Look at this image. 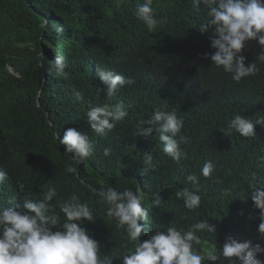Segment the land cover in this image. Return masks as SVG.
<instances>
[{
  "label": "trees",
  "instance_id": "obj_1",
  "mask_svg": "<svg viewBox=\"0 0 264 264\" xmlns=\"http://www.w3.org/2000/svg\"><path fill=\"white\" fill-rule=\"evenodd\" d=\"M136 4L126 0L118 8L116 0H0V168L8 174L0 184V206L22 207L25 198L55 187L58 194L50 203L62 223L59 203L77 195L96 217L83 226L104 255L113 254L114 264H121L119 258L134 250L135 242L107 217V205L98 203L97 193L109 186L142 193L148 218L141 221L146 228L141 242L147 233L168 226L187 229L207 220L216 233L197 232L199 243L193 248L198 252H215L229 236L264 246L257 232L259 210L248 198L256 187H264V127L257 125L253 137L223 133L236 115L253 121L264 115V64L237 83L210 59L213 32L198 30L207 20L202 4L153 0L157 17L168 18L154 32L136 18ZM53 24L63 26L62 35ZM260 51L256 41L248 43L242 53L246 66ZM55 55L66 59V80L50 73ZM99 67L132 83L108 98L97 92L104 87L96 74ZM104 104H123L128 115L113 130L98 134L86 112ZM157 107L175 110L184 122L176 139L187 138L179 144L187 156L179 163L164 153L155 132L138 135ZM67 128L90 137L93 154L82 163H75L57 140ZM105 148L111 149L109 156ZM146 155L152 162L142 175ZM209 160L215 170L204 177L201 168ZM68 165L77 168L76 175L65 171ZM191 174L199 177L198 184L187 181ZM184 188L201 196L199 207L189 210L176 198L175 192ZM158 194L162 202L157 206L153 198ZM258 258L264 260V254Z\"/></svg>",
  "mask_w": 264,
  "mask_h": 264
},
{
  "label": "clouds",
  "instance_id": "obj_2",
  "mask_svg": "<svg viewBox=\"0 0 264 264\" xmlns=\"http://www.w3.org/2000/svg\"><path fill=\"white\" fill-rule=\"evenodd\" d=\"M126 0H116L119 8ZM194 6L203 5L207 20L201 23L198 30L203 34L213 32L211 47L215 52L210 59L217 68L230 73L233 81L239 83L246 77L256 75L264 64V0H192ZM153 0H137L135 15L148 32H154L158 26L168 22V18L157 17L153 9ZM52 29L62 35L64 28L53 24ZM250 41H256L261 51L254 62L247 64L242 54ZM67 63L63 55H55L50 61V73L55 78L68 79ZM97 76L103 88L97 89L106 97H114L120 89L132 81L112 70L99 67ZM82 99V93H75ZM128 115L123 104L109 106H90L86 112L87 123L91 130L104 134L116 127ZM184 122L178 118L175 110L166 111L159 107L154 109L152 116L143 121L138 128V135L149 137L155 132L163 145V151L175 162L186 158L179 144L187 143V138L180 136ZM264 127V115L253 121L241 115H236L224 129L226 136L233 131L242 137L256 136L255 128ZM57 140L65 149L66 154H72L75 163H82L93 154V145L87 132L76 128H67ZM110 148L104 149V156H109ZM151 155L144 158L142 175L149 172ZM215 170L212 161H206L201 168V175L210 177ZM67 173L76 175L75 166L68 165ZM8 178L7 172L0 168V184ZM192 184L199 183L195 174L187 176ZM219 182L218 180L216 181ZM55 187L46 186L37 198H25L23 206L16 204L11 207L0 206V264H114L113 254L104 255L100 242L89 235L83 226L85 222L93 223L96 219L87 202L73 194L67 200L59 203V212L63 213V222L50 202L57 197ZM98 203L107 205L106 215L117 222V226L125 228L127 238L135 242V249L123 254L119 259L121 264H264L258 257L264 254V246L253 239L238 240L226 237L222 247L215 252H198L193 243H199L197 232L215 234L216 227L207 220L193 223L187 229L168 226L166 231L156 230L154 234L147 233L148 239L141 242V233L146 232L141 221L148 218V210L143 206V195L138 190L125 188L123 191L109 186L97 193ZM177 199H183L184 206L193 210L200 206L201 196L187 188L175 192ZM248 198L259 210L257 232L259 240L264 241V187H256ZM159 194L153 198L155 205L161 204ZM243 215V213H241Z\"/></svg>",
  "mask_w": 264,
  "mask_h": 264
}]
</instances>
